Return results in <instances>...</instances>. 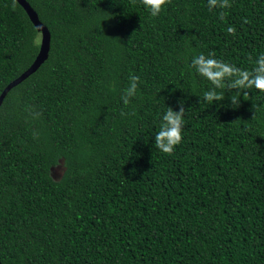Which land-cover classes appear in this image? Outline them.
<instances>
[{"label": "trees", "instance_id": "16d2710c", "mask_svg": "<svg viewBox=\"0 0 264 264\" xmlns=\"http://www.w3.org/2000/svg\"><path fill=\"white\" fill-rule=\"evenodd\" d=\"M26 1L50 44L0 102V263L264 264V92L208 104L213 85L190 67L213 53L251 70L264 0H171L155 17L141 0ZM40 38L17 0H0V95ZM180 102L168 155L155 133Z\"/></svg>", "mask_w": 264, "mask_h": 264}, {"label": "clouds", "instance_id": "9594fccd", "mask_svg": "<svg viewBox=\"0 0 264 264\" xmlns=\"http://www.w3.org/2000/svg\"><path fill=\"white\" fill-rule=\"evenodd\" d=\"M142 4L150 11V14L158 16L164 9V6L171 0H141ZM230 0H208V7L211 10L214 7L228 8ZM223 18V13H221ZM245 22L247 19L245 18ZM229 34L235 35L236 29L234 26L227 28ZM190 67L196 72L205 77L211 82L213 88L205 91L201 96L200 101L212 104L213 101H222L225 99L224 92L226 89H236L234 95L231 96V105L239 106V97L243 93L244 98L248 96V91L255 88L258 91L264 92V54H261L255 61V66L251 70L241 69L235 65L226 63L222 60L214 58L213 53H209L206 57L200 54L194 57ZM140 78L136 75L129 77V84L124 89L121 99L123 104L127 106L131 98L137 95ZM224 89L222 92H217L216 89ZM253 118L259 110V106L253 104ZM186 109L183 103L180 102L179 111H174L172 107H168L162 116V121L159 125V130L155 133V147L160 151L171 155L175 147L179 145L183 139L184 116ZM34 118L40 116L39 112L30 113ZM125 115V113H121ZM38 132L33 131L34 138H38Z\"/></svg>", "mask_w": 264, "mask_h": 264}, {"label": "water", "instance_id": "95a60500", "mask_svg": "<svg viewBox=\"0 0 264 264\" xmlns=\"http://www.w3.org/2000/svg\"><path fill=\"white\" fill-rule=\"evenodd\" d=\"M21 6L24 8L26 13L28 14L30 20L35 25L37 30L41 34L40 38V48L38 54L36 55L34 61L31 65L15 80L9 83L5 89L2 91L0 95V102L8 89L22 81L25 77H27L32 71H34L48 56L49 44H50V33L47 27L39 20L37 13L30 6V4L26 0H17ZM1 264V263H0Z\"/></svg>", "mask_w": 264, "mask_h": 264}]
</instances>
